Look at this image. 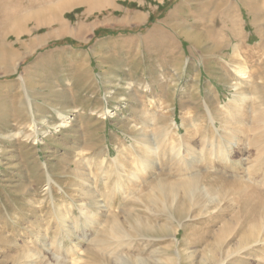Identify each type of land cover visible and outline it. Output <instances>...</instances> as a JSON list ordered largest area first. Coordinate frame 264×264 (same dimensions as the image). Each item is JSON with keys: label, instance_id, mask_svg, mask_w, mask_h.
Returning a JSON list of instances; mask_svg holds the SVG:
<instances>
[{"label": "rangeland", "instance_id": "obj_1", "mask_svg": "<svg viewBox=\"0 0 264 264\" xmlns=\"http://www.w3.org/2000/svg\"><path fill=\"white\" fill-rule=\"evenodd\" d=\"M67 1L0 0V53L10 59L0 70V264H264V232L244 238L251 224L233 196H181L174 217L137 200L175 175L159 161L164 150L196 158L230 133L222 114L244 94L250 111L264 103L233 54L243 48L250 75L264 63V0H113L58 13ZM26 14H58L67 30ZM245 146L216 166L248 169L256 151ZM153 152L150 169L141 162ZM114 213L122 245L101 251L92 240Z\"/></svg>", "mask_w": 264, "mask_h": 264}, {"label": "bare ground", "instance_id": "obj_2", "mask_svg": "<svg viewBox=\"0 0 264 264\" xmlns=\"http://www.w3.org/2000/svg\"><path fill=\"white\" fill-rule=\"evenodd\" d=\"M112 1L113 0H78L77 2H74V0H69L64 4H61V6H58L56 10L59 13L60 11L68 10L76 4H80L87 5L89 11H95L110 5ZM255 13L259 14L258 12ZM55 16L54 19L45 20L46 18L40 14H29L24 19H33L39 26L44 23L49 25L56 23L60 24V34H62L67 30V26L61 22L58 14ZM11 17L12 15H7L1 19L3 21H9ZM6 30H2V32H10L11 28H6ZM242 49L243 48L240 46H236L234 49V57L239 61L235 72L240 75L242 80L249 77H256L260 82L254 83L253 92L259 95L264 92V85L262 84L264 81V73H261V70L264 71V63H262L260 67L255 68L252 75H250L251 73L246 61H242V59L240 60L243 52L241 51ZM9 62L10 59L8 55L0 53V70L6 65H10ZM249 99L250 98L247 94H244L240 100L242 103H239L238 101V104L234 107V113H232V111H226V113L222 114V123L226 125V129H229L230 133H225L217 137L216 140L211 141L212 145L215 142L217 143V148H212L211 150L207 149L205 152L201 151V153L196 154V158H191L189 161L187 157H184V152L182 153L179 149L176 150L177 148L164 150V156H167L168 160H163L164 162H162L160 156L159 161H161L162 165L170 167L173 171L172 173L175 175L169 176V174L162 173L161 175L163 176L154 180L152 183L150 192L145 196H140L137 200L141 202H150L160 209V211L170 213L174 217L176 214L182 215L183 208L180 206L179 209L181 196H184V198L189 200L192 204H200L205 197H207V199L209 197L211 202L214 200L219 203L221 201L230 202L231 198L228 199V197L233 196L235 198V200H233L237 201L238 205L241 206L240 214L242 218L244 217V222L251 224L249 232L248 234H245L244 238L256 240L258 238V233L264 232V103H258V105L254 106L252 111H250V109L244 107ZM68 124V119L63 118L61 127H67ZM157 133L160 135L158 136L159 138L164 135L162 130H160V132L157 131ZM157 135L158 134H156V136ZM249 136L250 139H248ZM203 137L202 144L205 146L206 137ZM231 137H233V139ZM143 140L145 141V139ZM162 140L164 139L162 138ZM236 142H243L245 145L247 142V146H245V149L243 150L248 151L255 148L256 151L255 161L248 169L242 172L243 174L237 171V169L242 170V168H239V166L237 167V165L235 166V164L226 166L225 170L227 172L222 168H218L219 164L225 165L230 161L231 152H229L228 149L232 147L233 144H236ZM212 145H209V147ZM190 150L187 152H192ZM158 155H160V152H153L151 156L143 159L141 164L150 169L153 168L156 161L155 158ZM202 162L203 164H201ZM216 164L218 165L216 166ZM229 170L234 171L235 174L228 172ZM258 172L263 173L262 177L259 179L255 177ZM136 179H138V176L136 175L131 177L132 181H135ZM124 197L126 198L127 196ZM110 202L111 201H109L108 205L111 208L113 203L111 204ZM97 203L98 205L100 204L98 201ZM99 208L102 210L103 206L100 205ZM103 215L105 216L104 221L106 225H104V229H102L103 227H100L102 230H100L98 235L92 240V244L95 248L101 251L107 252L109 248L117 250V248L121 247V239L125 236V230L123 229L124 226L121 225L115 213L110 214L111 216H108L107 214ZM138 226H136L135 223L133 224L134 233L141 230V227L139 226V228ZM97 253L99 254L100 252L98 251ZM92 255L94 257L97 256L96 253H93Z\"/></svg>", "mask_w": 264, "mask_h": 264}]
</instances>
